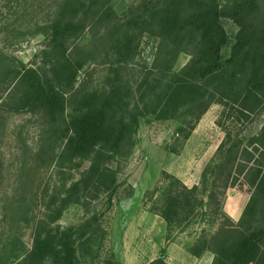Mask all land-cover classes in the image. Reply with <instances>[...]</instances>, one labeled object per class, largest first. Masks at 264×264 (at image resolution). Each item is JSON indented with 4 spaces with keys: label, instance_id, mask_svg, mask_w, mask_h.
Returning a JSON list of instances; mask_svg holds the SVG:
<instances>
[{
    "label": "trees",
    "instance_id": "obj_1",
    "mask_svg": "<svg viewBox=\"0 0 264 264\" xmlns=\"http://www.w3.org/2000/svg\"><path fill=\"white\" fill-rule=\"evenodd\" d=\"M44 1L0 0V25L19 24L23 16L29 15L27 24L19 25L22 31L18 35L42 34L45 39L39 51L42 70L0 49V109L38 111L52 123L61 119L66 139L63 153L71 159L90 158L89 166L69 186L64 203L70 197L78 201L81 196L88 203L100 191L106 192L111 201L118 184L110 162L123 141L135 132L139 117L151 114L166 120L182 116V125L175 134L187 139L214 102L230 104L240 115L234 117L235 121L247 119L263 107L264 0H138L133 14L123 24V38L116 39L114 47L120 59H125L132 57L137 47L132 44L135 37L131 33L145 32L160 40L154 68L160 55L164 66L151 83L148 75L140 83V87L149 85L151 95L149 99L148 94L139 97L141 109L130 108L132 92L120 84V78L109 79V85L102 89L74 86L78 71L89 59L88 52L75 39L87 32L97 34L117 18L111 0H49L51 5L38 11ZM221 18L231 19L238 27L226 58L221 50L229 38ZM188 46L192 48L190 59L174 71V58ZM67 107L71 112L65 118ZM229 137L226 133L225 138ZM263 138L264 124L255 140L261 144ZM223 145L224 141L218 150ZM177 150L168 148L172 153ZM244 152L247 156L239 174L254 169L250 184L255 190L238 221L225 218L222 228L207 240L205 249L213 254L211 264H264V231L241 229L247 215L254 214L255 201L264 200V172L255 168L250 153ZM236 158L230 156L225 164L216 166L217 177L228 178ZM214 173L208 164L201 173L202 183L207 174ZM162 179L163 186L153 191L160 194V204L152 207L154 213L167 225L187 222L202 205L197 185L189 187L165 171ZM208 197L213 200L214 193ZM59 215L57 211L55 219ZM74 235L72 229L38 226L30 251L16 264H41L46 259L51 264H76ZM191 253L198 256V252ZM148 264L169 263L160 255Z\"/></svg>",
    "mask_w": 264,
    "mask_h": 264
},
{
    "label": "rangeland",
    "instance_id": "obj_2",
    "mask_svg": "<svg viewBox=\"0 0 264 264\" xmlns=\"http://www.w3.org/2000/svg\"><path fill=\"white\" fill-rule=\"evenodd\" d=\"M137 2L111 0L117 18L97 34L87 32L76 37L89 59L78 71L74 86L84 90L102 89L109 85V79L120 78V84L130 87L132 92L130 108L141 109L139 97L148 94L149 99L151 95L149 85L140 87V83L146 75L151 83L159 76L164 63L160 55L154 68L160 40L145 32L131 33L135 37L132 44H137L132 57L120 59L115 53V40L123 38V24L133 14ZM50 5L46 0L37 10H45ZM29 19L26 15L19 24L0 25V49L42 70L39 51L45 44L43 35H18L22 31L19 25L24 26ZM220 21L229 38L221 50L226 58L238 27L231 19ZM191 53L190 46L179 52L172 69L180 70ZM230 106L212 103L187 139L175 134L182 125V116L166 120L151 114L139 117L135 132L123 141L119 153L110 162L116 170L118 184L111 201L106 192L100 191L88 203L83 196L78 201L70 197L63 202L69 186L80 178L90 160L71 159L63 153L64 122L60 119L52 123L38 111L13 112L1 108L0 264H16L21 260L30 251L38 226L72 229L76 264H148L160 255L169 264H194L191 252H198L197 263L211 264L213 254L205 249L207 240L222 228L225 218L238 221L255 190L250 184L255 170L239 174L247 156L245 150L250 153L253 166L264 172L261 145L264 138L261 144L255 140L264 124V103L241 121L234 120L240 115ZM70 112L67 107L65 118ZM226 133L230 136L227 139ZM222 141L224 145L218 150ZM168 148L178 150L172 153ZM233 155L237 158L233 167L229 165L230 176L217 177L216 166L225 164ZM208 164L215 173L207 174L206 182L202 183L201 173ZM162 171L189 187L195 184L198 187L202 205L185 223L167 225L152 209L160 204L159 192L153 191L163 186ZM210 192L214 193L213 200L208 197ZM253 209L254 214L247 215L241 229L264 231V200L255 201ZM57 211L60 215L55 219ZM263 244L264 239L262 248ZM41 264H51V261L46 259Z\"/></svg>",
    "mask_w": 264,
    "mask_h": 264
},
{
    "label": "crops",
    "instance_id": "obj_3",
    "mask_svg": "<svg viewBox=\"0 0 264 264\" xmlns=\"http://www.w3.org/2000/svg\"><path fill=\"white\" fill-rule=\"evenodd\" d=\"M193 258L195 259V263H194V264H199V263H197V261H198V258H197V257H195V256H193Z\"/></svg>",
    "mask_w": 264,
    "mask_h": 264
}]
</instances>
